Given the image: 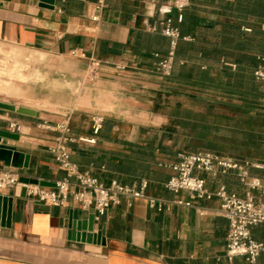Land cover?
Masks as SVG:
<instances>
[{
	"label": "crops",
	"instance_id": "crops-1",
	"mask_svg": "<svg viewBox=\"0 0 264 264\" xmlns=\"http://www.w3.org/2000/svg\"><path fill=\"white\" fill-rule=\"evenodd\" d=\"M98 1L55 0L50 8L41 0H0V42L60 61L49 70L56 74V98H0L36 111L0 107V129L18 134L3 137L0 143L29 156L28 167L19 168L22 175L50 182L65 177L52 150L59 132L45 125L67 117L73 135L96 139L64 144L72 161L108 184L112 179L136 180L105 165L119 161L120 152L128 151L131 143L155 133H197L191 126H180L182 109L197 115L209 106L211 120L220 114L229 119L239 116V74L241 64L246 65L240 57L261 53L248 43L264 41V33L258 37L255 29L264 24V0H104L96 10ZM94 14L98 19L92 18ZM167 16L180 26L183 39L170 74L162 76L154 61L155 53L164 55L169 48L158 25ZM91 59L101 63L94 77L88 71ZM207 71L213 73V81H201ZM95 118L101 119L96 134ZM165 143L172 145L174 140L166 138ZM180 154L137 178L149 181L144 196L123 195L98 219L93 207L85 209L72 198L66 205H51L22 195L21 183L0 188L11 198L3 203L0 215V264H264L261 257L251 263L242 256H226L229 223L218 197H191L188 191L165 187L170 164ZM5 166L0 161V167ZM194 173L211 190L224 183L231 192L246 193L233 171L217 176L202 170ZM251 173L264 176L263 169L251 168ZM149 197L163 208L150 206ZM176 199L191 204H177ZM252 234L264 241V223L252 227Z\"/></svg>",
	"mask_w": 264,
	"mask_h": 264
},
{
	"label": "built area",
	"instance_id": "built-area-1",
	"mask_svg": "<svg viewBox=\"0 0 264 264\" xmlns=\"http://www.w3.org/2000/svg\"><path fill=\"white\" fill-rule=\"evenodd\" d=\"M104 5V0H99L95 5L99 10ZM98 19V14L92 16ZM182 14H178V19ZM160 32L169 39V48L165 55L155 53L154 61L156 71L162 75L170 74L178 40L182 37L179 27L173 23V18L167 16L159 21ZM154 29L157 27L154 26ZM264 33V24L262 25ZM101 63L97 59L89 61V76L94 77ZM254 74L264 83V52L259 55V64ZM264 106V90L262 96ZM16 128V123L10 124ZM46 128L59 132L58 143L52 148L55 158L65 172V177L56 181L55 186H43L28 183L26 193L44 203L51 205H66L72 198L79 202L85 209L94 208L95 218L103 215L106 209L113 203H118L121 196H144L148 187V179L140 178L123 183L118 179H112L108 184L89 170H82L71 159L70 149L64 146L77 140L94 143L95 137L75 136L71 132L70 118L67 117L54 125L46 124ZM101 127V119L95 118L92 129L96 134ZM264 143V134H263ZM172 173L165 182V187L171 191L185 190L191 197L220 199L221 213L228 219V231L226 236V256L233 259L242 256L251 263L259 257L264 260V241L255 238L252 227L264 223V176L251 173V168L264 170V156L262 159H240L227 154H218L211 151L197 150L180 154L178 161L170 164ZM195 170L206 171L212 176L219 173L233 171L238 179L246 187L245 195H239L227 189L224 183L211 190L206 187L205 179L194 173ZM23 176L19 168L11 166L0 167V188L12 187L19 183ZM177 204L190 205V200L176 199ZM149 205L161 210L163 204L155 197H149Z\"/></svg>",
	"mask_w": 264,
	"mask_h": 264
},
{
	"label": "trees",
	"instance_id": "trees-1",
	"mask_svg": "<svg viewBox=\"0 0 264 264\" xmlns=\"http://www.w3.org/2000/svg\"><path fill=\"white\" fill-rule=\"evenodd\" d=\"M178 27L180 30V26ZM255 29L258 37L263 35L259 26ZM182 39L181 37L177 42L175 59ZM243 46L244 44L240 48ZM248 46L259 50L260 54L264 52V41L261 38L254 43H248ZM240 60L246 65L241 64L239 74L242 101L237 110L239 116L229 119L227 115L220 114L218 118L211 120L209 118L211 107L209 106L205 111L197 113L198 116L191 112H184L182 109V118L179 120L180 126H191L197 132L196 134L168 136L163 132L160 136L155 133L151 137H143L141 141L131 143V148L128 151H121L119 161H107L105 165L137 179L142 176L146 177L151 170H155L154 167L157 164L160 167L165 165L162 160L176 158L179 153H184L182 151L186 149L211 151L240 159H262L264 155V113L262 112L261 98L264 85L254 74L259 64V57L245 55L240 57ZM200 79L210 82L213 81L214 75L207 71V73L201 74ZM188 117H192V119ZM166 138L174 140V143L172 145L166 144ZM176 145H179L178 149H175Z\"/></svg>",
	"mask_w": 264,
	"mask_h": 264
},
{
	"label": "rangeland",
	"instance_id": "rangeland-1",
	"mask_svg": "<svg viewBox=\"0 0 264 264\" xmlns=\"http://www.w3.org/2000/svg\"><path fill=\"white\" fill-rule=\"evenodd\" d=\"M59 64V60L29 47L0 42V98L18 101L28 100L25 97L29 95L56 98L54 84L56 74L49 70ZM160 110L163 108L161 107ZM166 123L167 121L162 124ZM162 124L149 125L167 129V126Z\"/></svg>",
	"mask_w": 264,
	"mask_h": 264
},
{
	"label": "water",
	"instance_id": "water-1",
	"mask_svg": "<svg viewBox=\"0 0 264 264\" xmlns=\"http://www.w3.org/2000/svg\"><path fill=\"white\" fill-rule=\"evenodd\" d=\"M42 1L46 2V3H42V4H45L44 6H47L50 8H52L55 3V0H41V2ZM0 107L8 109V110H17V111L31 113V114L36 113L34 109L23 107V106L17 107L15 104L7 103L1 100H0ZM3 137L17 138L18 134L10 130L0 129V142ZM0 161H2L7 166H11L14 168H23V167H28L29 156L27 153L23 151H20L16 148L0 143ZM19 183L23 185L22 195L26 193V185L28 183H34V184H40V185H46V186L56 185V182H50V181H46L43 179H39L37 177H29L25 175L20 177ZM5 200H8L9 203L11 202L10 197H7L0 193V215H1L3 203L5 202ZM8 213H10V206L8 208Z\"/></svg>",
	"mask_w": 264,
	"mask_h": 264
}]
</instances>
